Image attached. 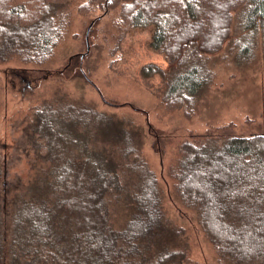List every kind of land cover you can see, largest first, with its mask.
<instances>
[{"label":"trees","instance_id":"1","mask_svg":"<svg viewBox=\"0 0 264 264\" xmlns=\"http://www.w3.org/2000/svg\"><path fill=\"white\" fill-rule=\"evenodd\" d=\"M50 1L44 17V5L0 0L1 60L42 66L51 59L71 20L60 9L66 0ZM116 2L123 3L117 25L149 29V47L169 63H148L140 76L159 77L163 104L187 117L218 82L221 65L244 70L259 49L264 60V0H93L90 11L86 4L80 11L110 12ZM37 113L40 146L53 158L35 167L30 189L5 204L0 152V264H199L164 210L166 192L135 120L65 97ZM168 174L172 197L195 213L217 259L264 264V124L251 136H191Z\"/></svg>","mask_w":264,"mask_h":264},{"label":"rangeland","instance_id":"2","mask_svg":"<svg viewBox=\"0 0 264 264\" xmlns=\"http://www.w3.org/2000/svg\"><path fill=\"white\" fill-rule=\"evenodd\" d=\"M18 2L35 9L44 5V12L38 15L45 14L44 17L49 15L44 8L52 6L50 0ZM64 3L60 9L69 12L71 23L51 59L42 66L25 64L18 58L8 62L0 59V152L5 155L1 180L3 204L13 194L30 189L37 172L35 167L46 166L45 162L53 158H46L48 146H40L36 134L34 119L38 110L57 97L84 100L100 111L135 120L141 128L145 135L144 155L166 192L164 210L172 225L183 229L190 259L199 264H229L217 259L216 249L201 231L195 213L172 197L174 182L168 168L176 159L178 147L193 135L225 139L230 135L262 132L261 50L244 70L229 63L221 65L218 82L200 99L193 117H187L180 107L168 108L163 104L157 95L162 86L159 77L146 81L140 76L141 68L148 63L162 69H167L169 63L163 53L149 47V29L128 30L117 25L123 3L116 2L118 6L110 12H102V6H97L89 13H82L80 8L86 4L90 11L93 0ZM4 39L0 41L1 48ZM83 193L89 199L93 197L91 191ZM82 213L84 219L87 214L90 217L88 211ZM122 221L123 218L117 217L119 224ZM98 247L101 249L99 241Z\"/></svg>","mask_w":264,"mask_h":264}]
</instances>
